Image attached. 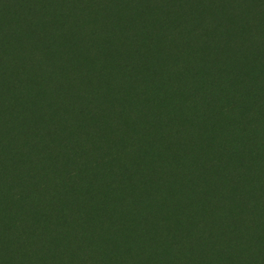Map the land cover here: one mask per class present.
<instances>
[{"label": "trees", "instance_id": "16d2710c", "mask_svg": "<svg viewBox=\"0 0 264 264\" xmlns=\"http://www.w3.org/2000/svg\"><path fill=\"white\" fill-rule=\"evenodd\" d=\"M15 3L0 0V264H36L41 260H49L48 264H114V256L120 264H137L138 248L142 243L149 246L155 231L169 228L172 247L180 252L188 245L187 236L182 234L186 229H200L202 225L213 229L215 221L197 214L198 196L189 195L190 201L185 200L188 196L174 195L155 200L160 175L169 178L179 170L152 172L144 160H139L148 147L179 132L177 120L155 125L142 110L137 118L139 127L134 125L130 109L119 101L118 87L114 83L100 86L96 67L78 69L70 81L65 65L44 44L37 49L36 39L31 42L35 52L18 73L20 42L24 31L30 30V12L37 7L33 0ZM66 8L64 17L79 11L77 4ZM8 9H14L15 17L6 15ZM183 13L190 19L188 9L182 7ZM235 24L233 15L226 14L213 23L211 32L201 26L193 31L192 25L181 22L158 34L162 45L178 37L175 48L180 49L185 38H192L196 44L191 53L204 58H215L220 47L226 45L219 54L233 68L227 57L229 41L226 44L222 39ZM2 32L6 34L2 36ZM211 34L215 35L213 46L206 43V38L211 41ZM257 38L262 40L264 33L257 34L254 41ZM136 42L133 38L131 44ZM237 44L233 51L238 58L254 53ZM117 47L124 51L122 46ZM156 54L150 57L156 58ZM176 54L179 59L180 52L175 49L169 57L176 59ZM10 64L18 75L10 72ZM141 69L140 65L136 67L137 71ZM188 70H192L190 64L178 67L174 76L180 72V77H188ZM39 71L44 75L41 79ZM204 87L208 104L213 91L208 82ZM89 96L101 99L105 108L91 109ZM191 101L187 100L188 106ZM178 111L182 116L188 109ZM189 131L191 141L195 132ZM166 151L170 156L176 154L171 148ZM183 175L180 186L192 179ZM243 194L238 186L234 195L241 201ZM172 217L178 218L177 225L184 230L168 220ZM224 236L223 231L216 238L220 245L217 250H221ZM259 243L264 259V231ZM234 259L236 264H256L245 255Z\"/></svg>", "mask_w": 264, "mask_h": 264}, {"label": "rangeland", "instance_id": "374dc122", "mask_svg": "<svg viewBox=\"0 0 264 264\" xmlns=\"http://www.w3.org/2000/svg\"><path fill=\"white\" fill-rule=\"evenodd\" d=\"M33 3L37 10L30 12L31 27L24 31L20 42L18 73L35 52L31 42L36 39L37 49L44 44L65 65L64 72L70 81L78 69L96 67L100 86L114 83L118 87L119 101L130 109L134 125L139 127L137 118L142 110L152 124H169L173 120L180 124L175 136L148 147L139 160H144L152 172L180 171L165 179L160 175L155 200L160 202L174 195L188 196L185 200L190 201L189 195L198 196L197 214L206 215L216 224L213 229L202 225L200 229L182 232L188 245L180 252L172 247L169 228L155 231L151 244L142 243L138 248L142 258L137 264H162L164 260L165 264H178L177 260L181 264L200 261L236 264L234 257L243 255L256 264H264L259 245L264 231V38L254 41L257 34L264 33V0H33ZM76 4L79 11L75 16L64 17L66 7ZM182 7L189 10L190 19L184 17ZM13 12L14 9H8L6 15L15 17ZM226 14L236 19L235 26L222 39L229 41L224 43L229 44L227 57L233 68L219 54L226 45L220 47L215 58L208 59L191 53L196 44L192 38H185L181 49L175 48L178 37L161 44L158 34L161 30L184 22L192 25L193 31H199L195 29L201 26L211 32L213 23ZM209 37L211 41L206 38V43L212 44L215 35ZM133 38L137 40L135 44H131ZM237 43L254 53L248 58H238L233 51ZM117 45L124 51L118 50ZM173 49L180 52L179 59L177 54L176 59L169 57ZM153 52L157 53L156 58L150 57ZM188 64L192 66L188 77H180V72L174 76L178 67ZM138 65L142 66L141 71L136 70ZM9 70L18 75L11 64ZM108 71L118 76L112 77ZM43 76L39 71V78ZM206 82L213 91L208 104ZM189 98L193 101L188 106ZM88 103L91 109L104 107L95 96H89ZM178 108L188 111L181 116ZM211 111L215 114L209 117ZM189 130L195 132L191 141ZM170 148L176 151L175 155L166 151ZM183 174L192 179L180 186ZM238 186L244 190L241 201L234 195ZM249 215L254 217L248 219ZM168 220L182 228L177 225V217ZM223 231L225 236L220 241L224 244L217 250L220 245L216 238ZM119 260L114 256V264H120ZM48 263L49 260H41L36 264Z\"/></svg>", "mask_w": 264, "mask_h": 264}]
</instances>
